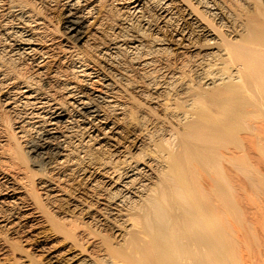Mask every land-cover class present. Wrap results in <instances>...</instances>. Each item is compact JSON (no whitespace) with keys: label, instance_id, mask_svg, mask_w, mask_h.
<instances>
[{"label":"bare ground","instance_id":"bare-ground-1","mask_svg":"<svg viewBox=\"0 0 264 264\" xmlns=\"http://www.w3.org/2000/svg\"><path fill=\"white\" fill-rule=\"evenodd\" d=\"M258 152L264 0H0V264H244Z\"/></svg>","mask_w":264,"mask_h":264},{"label":"rangeland","instance_id":"rangeland-1","mask_svg":"<svg viewBox=\"0 0 264 264\" xmlns=\"http://www.w3.org/2000/svg\"><path fill=\"white\" fill-rule=\"evenodd\" d=\"M60 10H55V12H54V14L55 15H53L52 16V18H51V24L52 25H58V23H59V25H58V29L60 30V29H63V25H62V23H63V21L61 20V11L59 12ZM61 16V17H60ZM59 17H60V19H59ZM59 20V21H58ZM58 21V22H57ZM262 153V152H261ZM260 152H258V155H256V159L254 160L255 162H258V163H256V165L258 166V168H259V172L262 174V175H264V155H263V153L261 154ZM29 164V166L31 167L30 169L33 171V172H37V173H40L39 171H38V169H37V167H35V166H33L32 164H31V162H29L28 163ZM37 170V171H36ZM40 175L41 174H38L37 175V177H40ZM36 177V178H37ZM247 189V190H245V189ZM243 188V190L244 191H242V193L244 194H242L243 195V198H245L244 199V201H243V203H242V201H241V205H243V206H241L242 207V211L243 212H245L244 213V215H243V213H242V216H243V224H244V231H241V232H243L242 234H241V236H243V237H240V239H241V242H243V241H245L244 242V244L243 243H240V246L238 247L239 248V252H236V254H238V256H242V261L244 262V264H261L262 262L261 261H263L264 260V256H261L262 254L264 255V188H258L259 190H257L256 191V189L255 188H253V189H255V190H253L252 189V187L250 188L249 186H246V187H244ZM261 189V190H260ZM255 191H256V193H255ZM245 192V193H244ZM254 192V193H253ZM252 193V194H251ZM247 194V195H246ZM247 197H246V196ZM263 198V199H262ZM252 199H254V201L252 200ZM243 200V199H242ZM246 200V201H245ZM259 200H260V202H259ZM245 205V206H244ZM245 210V211H244ZM248 213V214H247ZM248 217V218H247ZM245 218V219H244ZM247 218V219H246ZM252 218V219H251ZM258 218V219H257ZM249 219V220H248ZM263 219V220H262ZM258 220V221H257ZM248 221V222H247ZM250 222V223H249ZM233 223H235V222H233ZM242 223V222H241ZM246 223H248V224H246ZM242 224V225H243ZM251 224H252V226H251ZM20 226H18L17 228H16V232L15 233H12L11 231H9L7 228H1V230H3L2 232H3V238H4V240H6V243L8 244V242H10L9 243V245L11 246V248L14 250L15 248V250L14 251H12V249H11V251H9L10 253H8V255L7 256H5L4 257V262H5V264H9V263H13V261L15 260V259H19L18 260V262H21V263H23V262H25V260L26 259H29L30 260V258L32 259L33 257H30V256H33L31 253H33V250L31 249V247L33 246V244H37V243H39L38 241H36L35 240V238L36 237H31L30 236V234H33V233H36V232H38L39 230H38V228H32V230L31 229H29V230H26V224H25V221H23V226H22V224H19ZM236 225H237V223H236ZM250 226L251 227V229H248V227ZM255 226V227H254ZM249 227V228H250ZM255 228L254 230H253V228ZM21 228V229H20ZM242 229V227H241V230H243ZM245 229H246V231H245ZM250 230V231H249ZM249 233H248V232ZM30 232V233H29ZM253 235H251V234ZM249 234V235H248ZM257 236H256V235ZM259 235V236H258ZM21 237V238H20ZM38 240L39 241H43V239H42V236H39L38 235ZM244 237H246V238H244ZM245 239V240H243V239ZM27 239V240H26ZM37 239V238H36ZM60 238H57L56 237V241H58ZM8 240V241H7ZM252 240V242L250 243V241ZM259 240V241H258ZM262 240V241H261ZM248 241V242H247ZM36 242V243H35ZM256 242V243H255ZM260 242L262 243V245L260 244ZM13 243H14V245H13ZM247 243V244H246ZM17 244V245H16ZM62 244V243H61ZM17 247H16V246ZM32 245V246H31ZM63 245V244H62ZM242 245V246H241ZM257 245V246H256ZM58 246V245H57ZM30 247V248H29ZM20 248H22L21 250H20ZM247 249V250H246ZM22 250H24V251H22ZM241 251V252H240ZM244 251V252H243ZM261 251V252H260ZM259 252H260V254H259ZM240 253H243V254H240ZM262 253V254H261ZM235 254V255H236ZM249 254V255H248ZM254 254V255H253ZM28 255H30V256H28ZM251 255V256H250ZM27 256V257H26ZM237 256V255H236ZM237 256V257H238ZM241 256H240V258H241ZM250 256V257H249ZM258 256V257H257ZM262 258H261V257ZM29 257V258H28ZM244 257H245V259H244ZM250 260H249V259ZM255 258V259H254ZM236 259H238V258H236ZM247 259V260H246ZM259 262H258V261ZM261 260V261H260ZM256 261V262H255ZM261 262V263H260ZM262 264H264V263H262Z\"/></svg>","mask_w":264,"mask_h":264}]
</instances>
